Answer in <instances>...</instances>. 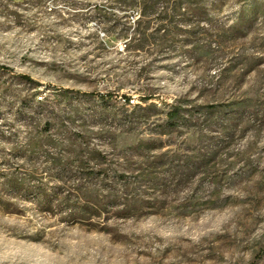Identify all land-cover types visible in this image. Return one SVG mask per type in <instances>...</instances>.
Segmentation results:
<instances>
[{
    "label": "rangeland",
    "instance_id": "1",
    "mask_svg": "<svg viewBox=\"0 0 264 264\" xmlns=\"http://www.w3.org/2000/svg\"><path fill=\"white\" fill-rule=\"evenodd\" d=\"M0 264H264V0H0Z\"/></svg>",
    "mask_w": 264,
    "mask_h": 264
},
{
    "label": "built area",
    "instance_id": "2",
    "mask_svg": "<svg viewBox=\"0 0 264 264\" xmlns=\"http://www.w3.org/2000/svg\"><path fill=\"white\" fill-rule=\"evenodd\" d=\"M51 2L56 1V2H64L67 3L69 1H73V0H50ZM75 1H79V0H75ZM50 10H52V7L50 8Z\"/></svg>",
    "mask_w": 264,
    "mask_h": 264
},
{
    "label": "trees",
    "instance_id": "3",
    "mask_svg": "<svg viewBox=\"0 0 264 264\" xmlns=\"http://www.w3.org/2000/svg\"><path fill=\"white\" fill-rule=\"evenodd\" d=\"M174 112H178V109H175ZM171 115H173V114H171Z\"/></svg>",
    "mask_w": 264,
    "mask_h": 264
}]
</instances>
